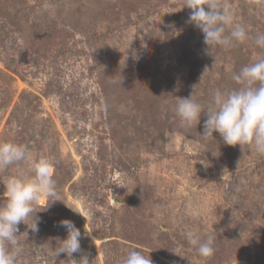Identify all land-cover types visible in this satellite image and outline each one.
<instances>
[{"label":"rangeland","instance_id":"1","mask_svg":"<svg viewBox=\"0 0 264 264\" xmlns=\"http://www.w3.org/2000/svg\"><path fill=\"white\" fill-rule=\"evenodd\" d=\"M220 3L248 38L208 52L186 0H0V141L26 148L0 170V203L40 159L57 184L34 205L39 230L18 225L16 264H122L134 249L152 264H264V155L174 111L239 87L232 76L264 57V0ZM63 219L81 251L54 258ZM189 234L211 235L212 255Z\"/></svg>","mask_w":264,"mask_h":264},{"label":"clouds","instance_id":"2","mask_svg":"<svg viewBox=\"0 0 264 264\" xmlns=\"http://www.w3.org/2000/svg\"><path fill=\"white\" fill-rule=\"evenodd\" d=\"M185 7L193 10L189 22L202 31L208 52L218 46L231 47L234 43H242L248 38L246 28L234 23V13L222 5L220 0H186ZM43 8L46 11L49 4L45 3ZM255 44L264 48V34L256 36ZM232 79L240 86L216 89L206 106L194 101L192 96L181 98L175 106V115L182 127L191 128L200 122L203 113L206 119L201 135L205 139L214 138L213 133L218 132L225 144L241 147L248 145L254 147L258 154L264 155V57L242 67ZM25 152L24 146L13 141H0V170L23 159ZM53 163L48 159L35 161L32 164V179L12 177L4 183L3 202L0 203V264H16L17 257L22 252L17 239L18 225L21 222L33 232L39 230V220L35 216L37 209L34 205L42 198L49 201L47 206L56 201L53 199L57 195V184L52 174ZM30 216L33 221L31 226L26 223ZM59 226L67 230V236L60 240L54 258L60 253L71 255L81 251V232L74 223L63 219ZM187 239L200 256L212 255L214 249L211 235L203 242L192 234ZM102 254L103 249H100L99 255ZM122 264H152V260L146 258L142 251L134 249L127 254Z\"/></svg>","mask_w":264,"mask_h":264}]
</instances>
